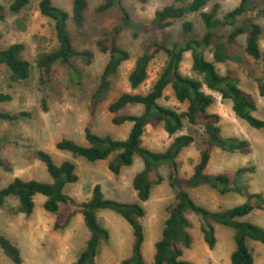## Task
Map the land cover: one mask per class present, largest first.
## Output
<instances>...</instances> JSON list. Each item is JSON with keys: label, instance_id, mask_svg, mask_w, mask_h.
Wrapping results in <instances>:
<instances>
[{"label": "trees", "instance_id": "1", "mask_svg": "<svg viewBox=\"0 0 264 264\" xmlns=\"http://www.w3.org/2000/svg\"><path fill=\"white\" fill-rule=\"evenodd\" d=\"M210 1L172 0L155 12L150 24L136 23L123 6V0H102L96 8L97 12L103 13L118 6L121 16L119 23L105 31L96 41L99 51L107 56V60L97 85L88 97L89 102L94 105L92 112L97 111V106L108 95L119 67L131 59L130 51L119 40L124 30L129 29L137 36V30L142 27V30L149 31L152 35V40L146 44L143 53L137 56L128 75L131 89L139 88L148 79L149 64L156 56L165 52L166 63L147 93L125 91L108 105V110L113 115V124H132L127 137L100 135L88 124L84 127L86 144L73 138H62L57 141L56 148L89 161L106 160L113 155L108 166L114 174H120L122 167L132 165L135 157L139 156L143 167L133 178V187L139 200L107 198L102 186L96 184L91 198L76 205L74 197L64 192L67 184L79 181L76 164L68 159L60 164L56 163L50 152L44 149H38L34 154L46 165L53 179L51 182L15 177L0 188V208L8 198L17 197L18 205L13 209L16 213L31 215L37 194L46 197L44 208L49 212L60 214L61 207L65 206L67 213L63 219L55 221V228L66 227L77 212L83 214L89 236L77 259L69 264H98L96 257L99 246L110 239L109 229L98 219V212L102 209L116 212L132 229L131 254L120 264H198L183 258L185 250L193 246V230L199 226L205 242L213 249L217 243L216 225L227 226L233 231L235 249L231 253V264H254V254L248 241L255 240L264 244V227L248 219L253 212L264 211V195L248 189L247 179L254 172V166H241L232 172L218 174L207 172L214 149L244 153L249 149L250 143L239 137L222 135L221 115L209 110L215 103V97L206 93L203 85L229 100L235 114L251 127L264 128V119L255 115L256 102L241 87L238 71L228 68L225 74H221L216 65V62L230 59L243 64L245 57L242 54L235 55L231 48L238 43L240 37H245L244 54L260 63L261 69L256 75L251 73V76L257 82L259 94L264 97V50L259 41L263 28L258 22V18L264 16V0H240L223 18L216 17L218 3L211 11L204 10ZM29 2L30 0H13L10 10L20 13ZM39 9L43 15L55 20L60 42L57 50L40 53L36 59L41 84L47 87L57 63L69 70L72 82L79 83L75 78H81L84 73L75 62L82 59L86 65H90L94 53L87 49L80 50L74 44L68 20L71 15L75 25L82 28L89 11V0H73L70 12L56 6L54 0H40ZM192 13L200 14L205 28L203 33L196 30L192 20L187 19ZM3 16L4 6L0 3V17ZM178 21L182 22L181 33L172 38V28ZM210 47L215 61L206 57L205 51ZM24 50L25 44L20 42L0 47V65L7 66L10 79L15 82L26 80L30 76L31 62L24 57ZM186 52H191L192 69L201 78L181 72L180 66ZM169 86L178 101L186 104L184 110L179 111L159 102ZM12 98L9 92L0 91V102H8ZM132 105L142 106L143 111L138 114L127 112L126 109ZM43 107L47 108L45 100ZM29 115L27 111H0V120L13 121ZM153 122L162 123L164 130L171 136L185 126L189 127V131L175 136L164 151H154L143 145L146 125ZM193 144L200 151L199 160L191 175L181 176L178 173L177 158ZM163 165L170 168L168 182L175 191V199L170 205L161 235L155 242L152 262H148L144 255L146 232L142 222L147 211L141 202L147 201L153 188L163 182L164 177L160 172ZM0 166L6 171L12 170L10 161L1 155ZM204 186L222 194L238 193L245 197V201L230 207L211 209L199 203L192 194L193 190ZM0 248L15 264L23 262L19 246L2 233Z\"/></svg>", "mask_w": 264, "mask_h": 264}, {"label": "rangeland", "instance_id": "2", "mask_svg": "<svg viewBox=\"0 0 264 264\" xmlns=\"http://www.w3.org/2000/svg\"><path fill=\"white\" fill-rule=\"evenodd\" d=\"M72 1L54 0V4L70 12ZM12 2L13 0H0L4 6V16L0 17V47L5 48L16 42L25 44L23 55L31 62L32 68L26 80L15 82L10 79L7 66L0 65V91L9 92L13 97L8 102H0V111H27L30 115L13 121L0 120V155L7 158L12 165L11 171H6L0 166V188L9 184L15 177L51 182L53 179L46 165L34 154L36 150L44 149L50 152L56 163L60 164L68 159L76 164L79 181L67 184L64 189L67 195L74 197L76 205L91 198L96 184L102 186L107 198L138 201L133 178L143 167L139 156L135 157L132 165L122 167L120 174H114L108 166L113 155L106 160L89 161L58 150L56 143L62 138H73L81 144H86L84 127L88 124L100 135L127 137L132 124H113V115L109 112L108 105L125 91L147 93L165 66L167 54L163 52L156 56L149 64L148 79L139 88L131 89L128 75L137 56L143 53L146 44L152 40V35L149 31L142 30V27L137 30V36L129 29L124 30L119 40L130 51L131 59L119 67L111 90L97 106V111L92 112L94 105L89 102L88 97L97 85L107 60V56L99 51L96 41L105 31L111 30L119 23L121 14L118 6L99 13L96 8L102 0H89V11L82 28L75 25L70 15L68 28L74 44L80 50L93 51V62L86 65L82 59H77L75 63L84 73L81 78H75L79 83L72 82L69 70L57 63L51 81L45 87L41 84L36 59L40 53L59 48L55 20L40 12V0H30L20 13L10 10ZM171 2L172 0H123L122 4L136 23L150 24L155 12ZM239 2L240 0H211L204 10L211 11L218 3L216 17L223 18ZM187 19L193 21L197 31L204 32V22L199 13L189 14ZM258 22L263 28L259 41L261 49L264 50V16H260ZM181 25V21L175 23L172 38L180 35ZM244 45L245 37H240L238 43L231 48L235 55L242 54L245 57L243 64L230 59L226 62H216L217 69L221 74H225L228 68L238 71L241 87L257 104L255 115L264 119V97L259 94L257 82L251 76V73L256 75L261 69L260 63L244 54ZM205 53L207 59L215 61L211 47L207 48ZM180 70L185 75L201 78L192 69L191 52L185 53ZM203 90L215 97V103L209 110L221 115L222 135L239 137L250 143L249 149L244 153L214 149L207 172H232L241 166L252 165L254 172L248 176V189L250 192H260L264 195V128L255 129L238 117L231 102L223 99L219 92L205 84ZM43 100L47 102V108L43 107ZM159 102L179 111L186 108V104L174 96L170 86ZM126 111L138 114L143 111V107L132 105ZM188 131L189 127L185 126L183 130L171 136L164 130L162 123H148L143 135V145L154 151H164L175 136ZM199 156L200 151L196 144L183 150L177 158L178 173L181 176L191 175ZM169 171L167 165L160 167L163 182L153 188L147 201L141 202L147 211L142 222L146 232L144 255L148 262H152L155 242L161 235L170 205L175 199V191L168 182ZM192 194L199 203L211 209L230 207L245 201V197L238 193L222 194L206 186L193 190ZM45 199L43 194L35 196V208L31 215L13 211L18 205L17 197L8 198L0 208V233L19 246L23 258L21 264H69L77 259L88 239L89 232L82 213L74 214L66 227L55 228V221L58 218L63 219L66 215V207H61L60 214L49 212L44 208ZM98 219L109 229L110 239L99 246L96 261L98 264H120L131 254V226L119 214L108 209L100 210ZM248 219L264 227V211H255ZM216 227L217 243L211 249L205 242L199 226H196L193 230V246L185 250L183 258L198 264H231V253L235 249L233 231L223 225ZM248 243L254 254V264H264V244L255 240H249ZM0 264H15L1 248Z\"/></svg>", "mask_w": 264, "mask_h": 264}]
</instances>
